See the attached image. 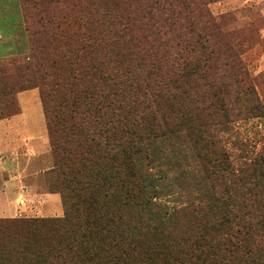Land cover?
Returning <instances> with one entry per match:
<instances>
[{"label":"trees","instance_id":"16d2710c","mask_svg":"<svg viewBox=\"0 0 264 264\" xmlns=\"http://www.w3.org/2000/svg\"><path fill=\"white\" fill-rule=\"evenodd\" d=\"M145 1L140 22L155 44L126 61L99 49L109 37L135 40L129 15L105 12L100 29L83 20L86 57L75 58L86 64L68 77L81 87L61 91L65 55L36 60L38 72L44 61L54 68L51 81L42 73L41 100L54 155L47 173L65 213L0 217V264H264L259 157L234 163L225 139L230 88L248 73L215 47L224 32L213 0ZM46 23L34 39L42 53ZM156 48L162 56L150 59Z\"/></svg>","mask_w":264,"mask_h":264},{"label":"rangeland","instance_id":"374dc122","mask_svg":"<svg viewBox=\"0 0 264 264\" xmlns=\"http://www.w3.org/2000/svg\"><path fill=\"white\" fill-rule=\"evenodd\" d=\"M145 5V0H114V2L111 0H0V14H2L0 26L6 35H11L8 42H12L10 46L13 47L9 52H2L7 56L0 58V117L21 118L19 131L26 132L29 129L31 132H36L39 122L40 126L43 125L49 130V122L47 120L46 123L45 120L48 117L43 112L41 100L43 86L40 81L42 73H47L49 81L53 80L54 68L50 61H44V68L38 72L35 67L36 60L43 55L48 56L49 59L59 54L65 55L66 59L60 68L67 60L71 59V61L63 67L64 72L61 71L66 78L61 91H68L71 87H81L79 80L70 84L68 77L70 74H79L86 64L81 58H75L76 53L86 57L85 52L81 54L78 50V46L85 38L83 32L86 30L84 27L86 18L93 17L98 20L100 23L97 22L93 28L100 29L107 27L105 12L112 10L117 17L119 14L130 16V34L135 40L130 42L129 36L119 40L109 37L104 39L109 48L104 45L99 49V53L108 51L114 60L119 58L126 61L137 46L155 44L150 36L149 25L140 22V14ZM209 8L221 21L224 32L223 37L215 43V47H219L220 54H236L248 73L247 80L241 84L233 83L230 88V92L232 91L230 98L233 101L230 103L227 117L233 121L234 132L225 133L226 144L236 164L241 162L240 158L246 153L251 158L259 157L258 167L263 173L259 180L264 181V0H213L209 3ZM40 18L47 20L46 28H43V32L46 33L40 35L42 41H48L44 53L35 49L34 43L37 31L41 32V26L38 24ZM154 51L155 55L151 54L150 59L154 56L159 58L163 54L162 48H156ZM29 56L28 69L23 63ZM166 67L168 66H165V69ZM34 81L35 83H32ZM31 87L34 89H30ZM17 90L25 91L17 98L15 95ZM95 119L87 118L91 122ZM33 161H36L39 171L32 176L27 175L24 179L26 185L32 186V193L24 203L22 216H63L65 205L62 193L53 191L54 187L50 185V177L47 173L54 165L51 145L44 156Z\"/></svg>","mask_w":264,"mask_h":264},{"label":"crops","instance_id":"0c3cea01","mask_svg":"<svg viewBox=\"0 0 264 264\" xmlns=\"http://www.w3.org/2000/svg\"><path fill=\"white\" fill-rule=\"evenodd\" d=\"M10 37L0 26V58L7 56L2 52L13 49L10 46L12 42H8ZM23 92L16 93V97ZM20 119L0 118V217L23 215L24 203L32 193V186L26 185L24 179L39 171L36 161L33 160L44 156L50 150L47 127L40 126L39 122L36 132L29 129L26 132L19 131Z\"/></svg>","mask_w":264,"mask_h":264}]
</instances>
